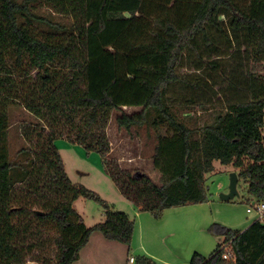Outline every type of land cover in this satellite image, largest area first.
Returning <instances> with one entry per match:
<instances>
[{
  "label": "trees",
  "instance_id": "obj_1",
  "mask_svg": "<svg viewBox=\"0 0 264 264\" xmlns=\"http://www.w3.org/2000/svg\"><path fill=\"white\" fill-rule=\"evenodd\" d=\"M258 63L264 0H0V264H25L48 241L56 252L43 264H74L94 232L132 244L135 220L72 183L59 139L100 153L120 192L156 218L207 202L216 161L239 169L248 206L264 201ZM17 105L38 122L21 127L25 143L11 157ZM197 108L211 112L201 125L186 117ZM115 110L120 128L155 131L159 182L111 158L106 130ZM80 197L100 203L101 222L86 226L74 204ZM212 230L223 241L188 264H264L263 222Z\"/></svg>",
  "mask_w": 264,
  "mask_h": 264
},
{
  "label": "rangeland",
  "instance_id": "obj_2",
  "mask_svg": "<svg viewBox=\"0 0 264 264\" xmlns=\"http://www.w3.org/2000/svg\"><path fill=\"white\" fill-rule=\"evenodd\" d=\"M256 65L257 72L262 71L261 73L264 74V63ZM123 109L132 113L140 110V107H124ZM121 112V110L113 111L106 130L111 146V158L117 160L125 170L133 173L145 172L155 182H159L160 172L153 165L155 131L148 133L145 127L140 129L134 127L129 132L125 128H120L116 117ZM10 113V153L11 157H15L19 148L25 143L21 136V127L25 124H35L38 119L21 105L13 106ZM210 113L197 108L190 110L186 117H194L201 125L210 119ZM56 144L64 162L65 171L73 184L83 185L98 193L112 208L126 212L131 219L135 220V226L138 222L140 223V220L142 221L145 242L150 240L158 256L163 258L158 260L148 256L153 264H186L180 262H188L195 251L209 256L223 241V237L212 230L214 224H221L234 230L244 229L257 217L255 213L247 212L248 204L245 199L248 195L245 182L240 176L238 182L240 196L231 201H223L219 197L220 193H226L229 190L230 174L239 172V169L233 165L215 162V171L207 174L209 192L207 202L168 208L160 218H156L151 212L138 211L134 203L120 192L111 176L104 170L100 153L95 151L89 153L85 147L73 144L66 139H59ZM74 204L78 213L83 216L86 226L91 227L104 219V209L96 200L80 197ZM192 207H196L197 210L193 211ZM183 208L190 209L193 215L182 217L180 210ZM171 209L178 210L176 215L167 214ZM143 217H147L146 220L143 221ZM176 218H181L182 223L176 225ZM94 233L81 260L76 264H129L131 256L144 255L134 247L135 242L138 241V235H135V232L130 247L119 241L106 239L101 232ZM51 235V232H47L44 239ZM45 244L29 254L25 264H43L46 259L53 260L56 250L49 241Z\"/></svg>",
  "mask_w": 264,
  "mask_h": 264
},
{
  "label": "crops",
  "instance_id": "obj_3",
  "mask_svg": "<svg viewBox=\"0 0 264 264\" xmlns=\"http://www.w3.org/2000/svg\"><path fill=\"white\" fill-rule=\"evenodd\" d=\"M172 208V207H171ZM137 209V208H136ZM192 209H193V211H195V210H197L196 209V207H192ZM138 210V209H137ZM167 210V209H166ZM180 210V209H179ZM182 210V211H181ZM180 210V212H182V217H184V216H188L189 217V215H193V213L190 211V209H185V208H183V209H181ZM139 211V210H138ZM177 209H171L170 211H168L167 212V214H169L170 216H174V215H176V213H177ZM165 212V211H164ZM83 217V216H82ZM181 217V218H182ZM146 218L147 217H143V221L144 220H146ZM181 218L179 219V218H176V222H175V224L176 225H179V224H181L182 223V221H181ZM84 219V218H83ZM136 224H137V221H136ZM248 227V226H247ZM246 227V228H247ZM245 229V228H244ZM239 230V229H238ZM243 230V229H242ZM135 235H138V241H137V243L135 242V244H134V247L137 249V251H141V253L142 254H144V255H147V256H150V257H153V258H157L158 260H160V259H163V258H161V257H159L158 256V253L156 252V250H154L153 249V247H152V244H150V240L149 241H147V242H145V237H144V227H143V225H142V221L140 220V223L138 222V224L135 226ZM95 233H93L92 235H91V237H90V239H89V242L87 243V245L81 250V252H80V257H79V259L74 263V264H76L78 261H80L81 260V257H82V254H83V252H84V250H85V248L89 245V243H90V241H91V238L93 237V235H94ZM191 259V258H190ZM190 259L188 260V262H186V261H182V262H180V263H186V264H188L189 263V261H190ZM166 263V262H165ZM168 263H171V262H168ZM129 264H131L130 262H129Z\"/></svg>",
  "mask_w": 264,
  "mask_h": 264
},
{
  "label": "water",
  "instance_id": "obj_4",
  "mask_svg": "<svg viewBox=\"0 0 264 264\" xmlns=\"http://www.w3.org/2000/svg\"><path fill=\"white\" fill-rule=\"evenodd\" d=\"M238 182H239V176L236 172H232L230 174V183H229V190L228 192L220 193L219 197L223 201H231L235 197L240 196L238 191Z\"/></svg>",
  "mask_w": 264,
  "mask_h": 264
},
{
  "label": "built area",
  "instance_id": "obj_5",
  "mask_svg": "<svg viewBox=\"0 0 264 264\" xmlns=\"http://www.w3.org/2000/svg\"><path fill=\"white\" fill-rule=\"evenodd\" d=\"M248 213H255L257 217L254 221L259 220L264 223V201L253 203L247 207ZM229 254L225 255V258H228ZM129 262L132 264L135 262V258L131 256Z\"/></svg>",
  "mask_w": 264,
  "mask_h": 264
}]
</instances>
